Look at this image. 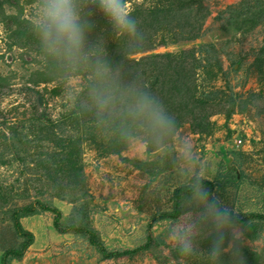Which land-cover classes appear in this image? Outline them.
<instances>
[{"label":"rangeland","instance_id":"374dc122","mask_svg":"<svg viewBox=\"0 0 264 264\" xmlns=\"http://www.w3.org/2000/svg\"><path fill=\"white\" fill-rule=\"evenodd\" d=\"M0 2V264L23 242L14 211L37 202L61 212L62 229H91L109 252L137 251L105 259L89 237L58 233L55 215L41 211L19 219L34 242L22 259L7 264H200L199 257L181 258L158 235L162 226H184L190 217L187 195H181L178 218L158 221L176 212V190H186L175 179L168 150L149 152L146 143L129 145L98 130L68 100L30 32L35 0ZM126 4L132 13L162 11L160 23L144 32L145 38L153 34L154 46L128 59L176 55L189 65L196 96L213 106L208 132L186 121L178 134L209 162L210 194L233 208L243 233L241 254L249 256L245 264H264V219L258 217L264 216V0ZM93 11L90 39L102 34L110 57L117 39ZM18 24L25 33H15ZM155 71L128 74L152 87ZM206 246L200 242L201 251Z\"/></svg>","mask_w":264,"mask_h":264},{"label":"clouds","instance_id":"9594fccd","mask_svg":"<svg viewBox=\"0 0 264 264\" xmlns=\"http://www.w3.org/2000/svg\"><path fill=\"white\" fill-rule=\"evenodd\" d=\"M98 11L126 51L143 47L145 34L126 0H35L30 32L49 71L72 105L95 127L129 145L146 143L167 149L175 179L186 189L184 226H162L158 235L171 242L181 258L200 264H244L242 229L234 210L205 187L210 168L191 141L178 134L167 106L124 63L113 62L105 38L95 29ZM207 241L201 251L200 242Z\"/></svg>","mask_w":264,"mask_h":264},{"label":"trees","instance_id":"16d2710c","mask_svg":"<svg viewBox=\"0 0 264 264\" xmlns=\"http://www.w3.org/2000/svg\"><path fill=\"white\" fill-rule=\"evenodd\" d=\"M18 1V0H17ZM18 4V3H17ZM2 7V2H0V10ZM175 11V10H173ZM161 10H138L133 12L132 14L137 19L141 29L143 32L149 33L151 31V27L154 28V25L160 23L158 20L162 15ZM198 25V24H197ZM21 26L17 25V29L15 31L16 34H23V30H21ZM156 28V27H155ZM198 34H196L197 37ZM153 36V34H152ZM149 36L145 38V43L143 47L136 51H126L122 43L119 39L116 42L112 43L109 47L110 59L116 63H124L127 72H134L138 69H142L144 71L156 72L158 79V83L155 86L149 87L147 82L141 80L143 84H145L150 92L156 95L168 108L169 112L174 116L177 121L178 128L181 127L184 123H190V125L197 129L198 131H206L210 127V116L213 114L211 112L210 102L206 100L199 99L196 96V85L195 80L193 79V74L190 73L189 69H186L188 64H185L183 59H178L176 55H156L153 57L142 58L139 61L129 60L128 56L130 54H136L140 52H144L145 50L154 46L153 38ZM195 37V38H196ZM151 43V44H148ZM151 45V46H150ZM118 54V55H117ZM188 68V67H187ZM144 74V73H143ZM134 77H140L139 75H134ZM208 110V112H204L203 110ZM187 121V122H186ZM149 152L154 151L156 148L152 147L148 144ZM205 187L208 189L209 193L213 189V183L210 181H205ZM181 195L186 196L187 192L183 189H177L175 192V204L176 208L180 203ZM38 207L36 206H28L24 208H20L14 211L13 220L15 223V228L17 235L23 238L22 244L17 249L7 250L1 259V264H7L9 258L20 260L24 257L28 248L34 242V236L31 232L25 230L21 223L19 222L20 218L30 217L39 214L42 212H50L55 215L53 226L54 229L60 234L67 233H80L87 237H89V242L92 246L99 249L102 256L105 259H112L117 257H123L129 255L131 253H135L137 250L133 251H124V252H109L106 247L103 245L101 241H99L98 235L91 229H78L76 227H69L66 229H62L60 225L61 220V212L54 208L49 207L37 202ZM180 214L179 209L177 208L174 214H161L158 217V221L165 219H177ZM261 219H264L263 215L258 216ZM246 255V253H245ZM243 255V260L244 256ZM249 257V256H245ZM248 262V261H247ZM246 262H244L245 264Z\"/></svg>","mask_w":264,"mask_h":264}]
</instances>
